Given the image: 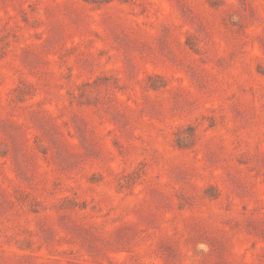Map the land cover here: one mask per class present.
<instances>
[{
  "label": "rangeland",
  "instance_id": "1",
  "mask_svg": "<svg viewBox=\"0 0 264 264\" xmlns=\"http://www.w3.org/2000/svg\"><path fill=\"white\" fill-rule=\"evenodd\" d=\"M0 264H264V0H0Z\"/></svg>",
  "mask_w": 264,
  "mask_h": 264
}]
</instances>
